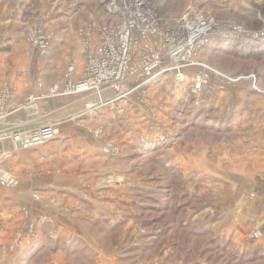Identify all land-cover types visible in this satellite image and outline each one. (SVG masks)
<instances>
[{
    "label": "rangeland",
    "instance_id": "374dc122",
    "mask_svg": "<svg viewBox=\"0 0 264 264\" xmlns=\"http://www.w3.org/2000/svg\"><path fill=\"white\" fill-rule=\"evenodd\" d=\"M156 2L165 19L160 27L165 31L175 25L174 19L189 5L214 14L226 31L228 22L242 25L238 18V14H246L242 9L257 10V6L264 5V0ZM110 3L0 0V36L8 41L24 33L32 45L46 52L44 55H56L64 62L66 50L70 49L73 62L80 64L78 85L89 77L91 51L99 50L101 36L104 32L117 33L124 21L122 16H110ZM261 20L259 29L248 30L264 34V16ZM132 36L142 46L135 56L139 67L147 38L137 33ZM229 37L239 48L246 44L239 40L243 36ZM222 38L211 43L216 42L211 50H201L197 55L201 65L188 71L189 81L197 72L206 75L207 83L198 93L188 85L177 84L170 72L146 86H141L142 74L137 75V89L128 96L134 101L132 111L124 105L127 97L119 101L124 108L120 112L122 118L128 120V127L133 125L134 140L131 144L124 142L127 135L120 125L113 129L103 123V129L117 130L113 136H101V126H96L97 135L106 138L101 172L105 171V164L109 170L86 180L82 191L70 200L43 190L33 194L34 201L27 200L19 188L27 186L34 177L25 175L23 168L29 171L59 164L72 166L66 157L81 152L79 159L84 158L86 146L64 145L57 135L30 163V168L16 162L9 167L13 173L0 164V264H105L103 258L107 260L117 251L120 264H264V232L255 236L260 229H254L256 217L247 214L242 218L241 210L231 214L233 207L239 210L264 196L257 189L264 188V52L251 58L239 57L233 51L222 52L231 48L222 45L227 42ZM259 43L255 46L264 45V41ZM95 55L101 69V54ZM64 70L62 67L63 75ZM72 70L71 66L67 71ZM92 80L101 83V76L94 75ZM128 80L122 87L127 86ZM87 91L97 96L87 94L88 104H97L105 93L113 94L104 91L101 95V85ZM31 97L36 99L29 96L18 108L36 116L37 105L27 104ZM7 102L0 94V116L11 113H7ZM11 131L0 132L4 138L0 145L10 138L5 134ZM52 148L54 155L49 157ZM74 164L87 172V160H76ZM5 175H11L17 184H2L1 177ZM250 211L254 209L251 207ZM176 220L187 227L184 236H197L190 239L193 252L189 254L181 243L184 237L180 243L168 238V228ZM236 225L251 228V249L242 250L223 234ZM216 245L224 250L216 251ZM203 247L209 248L203 252ZM213 254H224L226 260H209L208 255Z\"/></svg>",
    "mask_w": 264,
    "mask_h": 264
},
{
    "label": "crops",
    "instance_id": "0c3cea01",
    "mask_svg": "<svg viewBox=\"0 0 264 264\" xmlns=\"http://www.w3.org/2000/svg\"><path fill=\"white\" fill-rule=\"evenodd\" d=\"M45 53L32 45L24 33H20L15 38L8 39V41L0 36V94L4 95L8 101L7 113L11 112L7 117L0 116V118H3L0 120L2 121L0 122V128H3L0 132L19 130L22 127L29 129L47 123H55L60 130L56 138L60 136L59 141L65 142L64 145L72 143L79 146V148L86 147H84V158L79 159L82 155L81 152H74L69 158L66 157L65 161L69 162L70 160L73 162L72 166H61L59 164V166L48 169H31L29 167L30 163L38 156L40 157L41 152L54 139L31 149L17 145L12 138L3 140L0 145V164L13 173V169L9 167L16 162L23 163L30 168L29 171L31 172L26 171V167L23 168V171L25 175H29L30 178L34 177V179L29 180L27 186L19 189L20 195L25 196L31 202L34 201L33 194L42 190L49 193L48 195L58 194L70 200L71 196L82 191V184L85 185L86 180L101 176L102 172L109 170L105 164V171L101 172V159L104 158L103 148L106 138L103 139L97 135L95 130L99 129L96 126H101V136H113L112 134L117 131L113 129L120 125L127 135L124 138V142L128 141L126 144H131L134 140V134H136L133 133V125H131L132 128L127 126L128 120L122 118L114 104L102 103L110 98V95L108 96L105 93L97 104H88L86 102L87 94L96 96L94 93L86 90L74 91V86L81 81V79H78L81 70L79 62L78 64L73 62V54L70 49L66 50L65 58L67 59L65 62L56 55L52 58L51 54L44 55ZM71 66L73 70L69 73ZM62 67L65 68L64 75L61 73ZM32 95L36 96L33 104L37 105L36 116L27 113L22 108H18ZM133 103L132 96L124 101V105L129 107L130 112ZM103 123L108 124L113 129L108 131L103 129ZM2 139L4 138L0 137V141ZM5 144H8V147ZM53 149L49 152V157L54 155ZM76 160L80 162L88 161L86 173L80 166L75 167ZM257 189H259V192L261 189L262 194H264V188ZM237 205L239 204L235 206ZM251 207L254 212L250 211ZM233 208L231 214L241 210L239 213L242 218L247 217V214L254 215L256 219H253V224L257 225L254 229L260 228L262 230L264 224V196H258L247 202L239 210L236 207ZM249 211L252 213H249ZM242 227L243 225H236L235 228L232 227V230H224L225 233L223 232V234L228 238H232L233 242L236 241L235 243L242 250L249 249L248 247L251 249L254 245L248 242L251 228L241 229ZM117 252H114L113 257H109L107 260L103 258L106 261L105 264H120ZM165 252L168 253L169 251L165 250ZM179 264L185 263L180 262Z\"/></svg>",
    "mask_w": 264,
    "mask_h": 264
},
{
    "label": "built area",
    "instance_id": "2783aa9c",
    "mask_svg": "<svg viewBox=\"0 0 264 264\" xmlns=\"http://www.w3.org/2000/svg\"><path fill=\"white\" fill-rule=\"evenodd\" d=\"M114 1L110 0L111 3L108 7L110 16H122L124 21L120 29L117 30L119 32L113 34L104 32L101 36V47L98 51H91L93 54H90L92 63L88 68L89 77L80 82L75 90H79L80 87L85 88L83 90H93L98 89L101 85V95L104 91L113 92L110 98L102 103L116 105L119 112L124 111L119 101L128 98L137 89L138 84L134 79L139 73L144 77V80L141 81L143 85L150 82L154 84L164 74L170 72L177 84L188 85L193 92L198 93L207 83L206 75L197 72L194 79L189 81L188 71L200 66L197 61L198 53L210 47L217 37L221 38L222 36L225 41L229 40V35H232L233 39L243 36V39L239 40L252 46L264 41L262 32H250L244 26L236 23L228 22V31L223 30L224 27L218 24L219 21L214 14L202 12L197 5L186 7L185 11L174 19L175 25L169 26L165 31L160 27L161 22L163 23L165 19L160 15L156 0H129L130 8L127 9L124 8L121 0H116L115 7L119 9L117 11L112 7ZM127 22L130 23L131 31H126ZM143 26L147 29L141 32ZM133 33L147 38L145 48L142 49L143 54L139 67L135 63L139 43L135 41L137 39H134ZM95 52L101 54V69ZM94 75L101 76V83L93 82L95 81L92 80ZM127 79H129L127 86L122 87L123 82ZM31 103H34V97H31L27 102V104ZM58 134V125L47 123L26 130H12L5 135L23 148L29 149L45 144ZM1 178V183L4 185L14 186L17 184L16 179L11 175ZM262 235L261 229L255 231V236Z\"/></svg>",
    "mask_w": 264,
    "mask_h": 264
},
{
    "label": "trees",
    "instance_id": "16d2710c",
    "mask_svg": "<svg viewBox=\"0 0 264 264\" xmlns=\"http://www.w3.org/2000/svg\"><path fill=\"white\" fill-rule=\"evenodd\" d=\"M243 12H246V14H238V18L241 19L242 21V25L246 28V29H259V27L262 25L263 21L261 20V18L264 16V5L263 6H257V10H246V9H242ZM256 11V12H255ZM227 42H224V44H228L230 45L231 48L225 49L222 52H228V51H233L235 54H237L239 57H244V58H251V57H258L260 55H262V53L264 52V45L263 46H252V45H246V44H242V46L239 48L238 45L239 44H235L233 43L231 40H225ZM232 42V43H231ZM216 42H214V44H212L209 49L211 50L212 46L215 45ZM238 48V50H237ZM230 49V50H229ZM177 223H172L171 227L168 228L167 233H169V239L171 241H179L181 240V237H184V240L182 239V245L184 247L185 250H187V254H189L190 252H193L192 250V246L190 245V239L193 237L196 238L197 236L195 234H190L187 233L186 236H184V232L185 229H187V227H185L181 221L176 220ZM159 238V237H158ZM175 242V243H177ZM209 247H203V252ZM183 249V250H184ZM216 251H223V247L216 245V248H214ZM214 251V250H211ZM208 259L209 260H213L214 262H218L221 261L222 259H225V255H208ZM226 260V259H225Z\"/></svg>",
    "mask_w": 264,
    "mask_h": 264
},
{
    "label": "bare ground",
    "instance_id": "6f19581e",
    "mask_svg": "<svg viewBox=\"0 0 264 264\" xmlns=\"http://www.w3.org/2000/svg\"><path fill=\"white\" fill-rule=\"evenodd\" d=\"M111 1H114V0H111ZM117 1H118V0H117ZM121 1L123 2L122 4H123L124 8H126V9H127L128 7L130 8V6H129V0H121ZM115 6H116V0L114 1V4H113L112 7H114V8L116 9V11L119 10V9H118L117 7H115ZM132 22H133V21H132ZM132 22H131V23H132ZM129 25H130V23L127 22V23H126V31H131V28H130ZM162 27H163V26H162ZM146 29H147V28L143 26V28L141 29V32H142V31H146ZM167 30H168V29H167ZM118 32H119V31H118ZM137 36H138V34H137ZM141 37H142V36H141ZM137 39H138V38H137ZM143 40H144V39H143ZM143 43H144V42H143ZM139 46H140V45H139ZM140 47H142V46H140ZM139 49H140V48H139ZM141 49H142V48H141ZM200 65H201V64H200ZM239 78H240V77H239ZM240 79H241V78H240ZM249 79H250V78H249ZM147 84H149V83L143 84L142 86H144V85L146 86ZM83 89H85V88L80 87L79 90H83ZM86 91H87V90H86Z\"/></svg>",
    "mask_w": 264,
    "mask_h": 264
},
{
    "label": "water",
    "instance_id": "95a60500",
    "mask_svg": "<svg viewBox=\"0 0 264 264\" xmlns=\"http://www.w3.org/2000/svg\"><path fill=\"white\" fill-rule=\"evenodd\" d=\"M262 231L264 232V224H263V226H262Z\"/></svg>",
    "mask_w": 264,
    "mask_h": 264
}]
</instances>
